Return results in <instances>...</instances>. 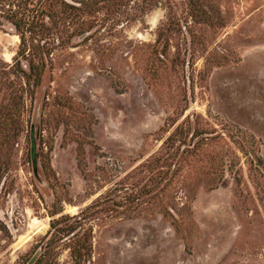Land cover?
Returning a JSON list of instances; mask_svg holds the SVG:
<instances>
[{
	"label": "rangeland",
	"instance_id": "374dc122",
	"mask_svg": "<svg viewBox=\"0 0 264 264\" xmlns=\"http://www.w3.org/2000/svg\"><path fill=\"white\" fill-rule=\"evenodd\" d=\"M84 244L264 264V0H0V264Z\"/></svg>",
	"mask_w": 264,
	"mask_h": 264
},
{
	"label": "trees",
	"instance_id": "16d2710c",
	"mask_svg": "<svg viewBox=\"0 0 264 264\" xmlns=\"http://www.w3.org/2000/svg\"><path fill=\"white\" fill-rule=\"evenodd\" d=\"M13 23H14L15 26L18 27V24H17L16 20H14ZM54 214H56V213H54ZM68 218H69L68 215L61 214L58 218H52L51 219V221H50V230L51 231H49L50 236L48 237L47 242H50V241L54 240L55 238H57V235L55 234L57 229H59L57 227V224H59V222L61 220H66ZM70 226H71V224L67 225L66 227H70ZM84 239L87 240L88 238L86 237ZM89 248H90L89 244H87V245L84 244L80 248H78L77 250L73 251L72 255L74 257V260H75L76 264H82V262H84L85 259H87V254L89 253Z\"/></svg>",
	"mask_w": 264,
	"mask_h": 264
}]
</instances>
